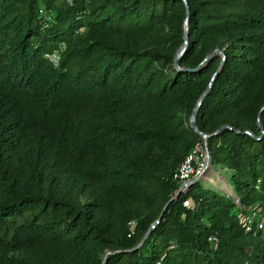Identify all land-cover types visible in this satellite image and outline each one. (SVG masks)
I'll return each instance as SVG.
<instances>
[{
    "label": "trees",
    "instance_id": "trees-1",
    "mask_svg": "<svg viewBox=\"0 0 264 264\" xmlns=\"http://www.w3.org/2000/svg\"><path fill=\"white\" fill-rule=\"evenodd\" d=\"M186 1L0 0V264H264V0Z\"/></svg>",
    "mask_w": 264,
    "mask_h": 264
},
{
    "label": "built area",
    "instance_id": "built-area-1",
    "mask_svg": "<svg viewBox=\"0 0 264 264\" xmlns=\"http://www.w3.org/2000/svg\"><path fill=\"white\" fill-rule=\"evenodd\" d=\"M206 165V145L204 142L197 144L185 157L177 170L173 173V179L177 181L178 188H185L196 177L200 176ZM204 178V177H202ZM212 182V180L210 181ZM241 227L244 233L255 235L264 231V202L246 208L239 213ZM133 222H131V226Z\"/></svg>",
    "mask_w": 264,
    "mask_h": 264
},
{
    "label": "water",
    "instance_id": "water-1",
    "mask_svg": "<svg viewBox=\"0 0 264 264\" xmlns=\"http://www.w3.org/2000/svg\"><path fill=\"white\" fill-rule=\"evenodd\" d=\"M183 1L185 2V5H186V12L188 13L189 8H188V6H187V1H186V0H183ZM184 25H185V26H184V28H185L184 43H183L182 47L179 49L178 53H177L176 56H175V59H174V65H175V67L178 66V60H179V57L183 54V51H184V49H185V47H186V44H187V34H188V33H187V30H188V21H187V17H186V19H185V23H184ZM216 52L221 53V51H218L217 49H215L212 53H210L209 55H207V56L205 57L204 61L207 60L209 57H211V56H212L214 53H216ZM221 54H222V53H221ZM223 60H224V55L222 54V61L220 62L218 68H217L216 71H215V73L212 75V77H211V79H210V82H209L208 86H207L206 89L203 91V93L200 95L199 99L197 100V102H196L195 106L193 107V109H192V111H191V114H190V116H189V124H190V126L193 128V130H194L195 133H197L198 135H200V136L202 137V140H203V142H204L205 145H206V139H207V137H208L209 135L206 134V133H204V132H202V131H200V130L198 129L197 122H196V116H197L198 109H199V106H200V103H201L202 99L204 98V96L207 94V92L209 91L210 87L212 86L216 74L220 71V68H221V66H222V62H223ZM257 125H258V129L261 130V136H262V135H263V127H262L261 124H260L259 118L257 119ZM224 127H226V125L222 126L221 129L224 128ZM221 129H219V130H221ZM219 130L215 131V133L219 132ZM247 133L251 134L249 131H247ZM258 138H259V137H258ZM208 167H209V168L211 167V163H210V153H209L208 148H207V145H206V165H205V168H208ZM205 168H204V169H205ZM217 173H218V172H217ZM218 176H219V174H218ZM198 179H202V180H204V181H206V182L211 183L209 180H206L205 178H200L199 176L196 177L193 181H196V180H198ZM180 192H181V188H178V189L176 190V192H175V195H173V197H171V199L174 198L175 196H177ZM171 199H170V200H171ZM170 200H169V201H170ZM169 201H168V202H169ZM168 202L165 203V205L163 206L162 211H161L159 217H158L157 220L151 225L150 228H153V227L155 226V224H156L157 222H159L160 218L162 217L163 211H164V210L166 209V207H167ZM146 235H147V233H146ZM103 264H104V262H103Z\"/></svg>",
    "mask_w": 264,
    "mask_h": 264
},
{
    "label": "rangeland",
    "instance_id": "rangeland-1",
    "mask_svg": "<svg viewBox=\"0 0 264 264\" xmlns=\"http://www.w3.org/2000/svg\"><path fill=\"white\" fill-rule=\"evenodd\" d=\"M202 142H203V140H202ZM217 172L218 171L214 170L212 167L205 168L201 174V178L204 177L206 180H209V181L212 180L211 184L218 187V188L223 187V188L228 189L229 185H228L227 179L224 178V175H221L219 172L218 173ZM218 174H219V176H218ZM261 238L264 239V231L261 234Z\"/></svg>",
    "mask_w": 264,
    "mask_h": 264
},
{
    "label": "bare ground",
    "instance_id": "bare-ground-1",
    "mask_svg": "<svg viewBox=\"0 0 264 264\" xmlns=\"http://www.w3.org/2000/svg\"><path fill=\"white\" fill-rule=\"evenodd\" d=\"M210 178V177H209Z\"/></svg>",
    "mask_w": 264,
    "mask_h": 264
}]
</instances>
